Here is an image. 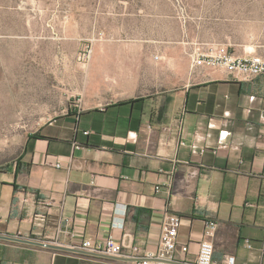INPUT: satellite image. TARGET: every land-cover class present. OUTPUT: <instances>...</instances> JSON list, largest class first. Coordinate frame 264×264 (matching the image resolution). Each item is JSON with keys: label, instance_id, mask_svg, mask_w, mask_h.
<instances>
[{"label": "crops", "instance_id": "1", "mask_svg": "<svg viewBox=\"0 0 264 264\" xmlns=\"http://www.w3.org/2000/svg\"><path fill=\"white\" fill-rule=\"evenodd\" d=\"M247 47L230 52L264 56ZM34 133L0 166L1 235L152 250L169 213L182 218L181 240L216 221L214 261L264 264V76L196 69L177 89L73 109ZM131 263L0 240V264Z\"/></svg>", "mask_w": 264, "mask_h": 264}, {"label": "rangeland", "instance_id": "2", "mask_svg": "<svg viewBox=\"0 0 264 264\" xmlns=\"http://www.w3.org/2000/svg\"><path fill=\"white\" fill-rule=\"evenodd\" d=\"M210 46L264 55V0H0V166L70 110L181 87Z\"/></svg>", "mask_w": 264, "mask_h": 264}, {"label": "built area", "instance_id": "3", "mask_svg": "<svg viewBox=\"0 0 264 264\" xmlns=\"http://www.w3.org/2000/svg\"><path fill=\"white\" fill-rule=\"evenodd\" d=\"M196 69L222 70L238 81L250 82L264 76V58L253 54L238 57L232 54L227 46L197 48L191 56V71ZM158 190L159 188L156 187L155 191ZM28 197L32 198V195ZM26 201L25 195L23 202ZM120 211L122 215L125 214L124 208ZM200 225L197 239L194 240L189 235L181 240L179 230L182 226V218L166 213L160 224L157 244L152 250L125 246L123 242H117L111 237L98 243L86 240L75 249L92 255L128 259L132 261L131 264H235V258L230 255L225 256L221 262L213 260L214 245L211 239L218 228L216 221L204 218L200 221ZM117 227L121 228L122 224H117ZM245 245L246 248H251L249 241H245Z\"/></svg>", "mask_w": 264, "mask_h": 264}, {"label": "water", "instance_id": "4", "mask_svg": "<svg viewBox=\"0 0 264 264\" xmlns=\"http://www.w3.org/2000/svg\"><path fill=\"white\" fill-rule=\"evenodd\" d=\"M0 240L30 245V246H34V247L45 248V249L54 250V251H62V252H68V253H78V254L87 255V256L110 258V257L103 256V255H92V254L86 253L84 251H80L78 249H75V248L65 247V246H61V245H57V244H53V243H46V242L21 239V238L11 237V236L1 235V234H0ZM112 259H116V258H112Z\"/></svg>", "mask_w": 264, "mask_h": 264}, {"label": "trees", "instance_id": "5", "mask_svg": "<svg viewBox=\"0 0 264 264\" xmlns=\"http://www.w3.org/2000/svg\"><path fill=\"white\" fill-rule=\"evenodd\" d=\"M69 113V112H68ZM41 136L39 135V133H33L32 135L28 136V140H31V139H39ZM16 171L18 170V165L20 164V160L18 159L16 161Z\"/></svg>", "mask_w": 264, "mask_h": 264}, {"label": "bare ground", "instance_id": "6", "mask_svg": "<svg viewBox=\"0 0 264 264\" xmlns=\"http://www.w3.org/2000/svg\"><path fill=\"white\" fill-rule=\"evenodd\" d=\"M248 51H249V52H251V51H252V49H251V48H249V49H248Z\"/></svg>", "mask_w": 264, "mask_h": 264}]
</instances>
